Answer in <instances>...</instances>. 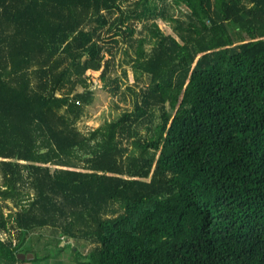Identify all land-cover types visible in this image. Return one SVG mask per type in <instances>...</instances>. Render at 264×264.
Instances as JSON below:
<instances>
[{
  "label": "trees",
  "instance_id": "16d2710c",
  "mask_svg": "<svg viewBox=\"0 0 264 264\" xmlns=\"http://www.w3.org/2000/svg\"><path fill=\"white\" fill-rule=\"evenodd\" d=\"M120 39L143 85L83 129ZM0 178V264L44 226L77 264H264V0H0Z\"/></svg>",
  "mask_w": 264,
  "mask_h": 264
},
{
  "label": "rangeland",
  "instance_id": "374dc122",
  "mask_svg": "<svg viewBox=\"0 0 264 264\" xmlns=\"http://www.w3.org/2000/svg\"><path fill=\"white\" fill-rule=\"evenodd\" d=\"M158 22L166 32H172L171 27L165 21L159 19ZM138 27L141 28L142 25L138 24ZM138 34L139 32L137 30L133 37H136ZM119 42L114 59L115 70L112 72L113 75H119L117 78L118 81L110 84V86H105L103 85V80L100 79L101 69L90 72L89 74L91 81L90 87L93 88L94 91V101L87 106L86 114L79 121V126L83 129L98 126L105 120L118 117L122 111L132 109L136 98L135 92H138L141 85H143L142 81L135 80L133 76L134 72L130 66L131 61H126V58H129V56H127L123 50L126 46L125 39H120ZM116 84H118V88L112 89ZM4 210L8 211V208L5 207ZM17 234L18 232L13 229L12 236L15 237ZM29 237L33 246L38 248L39 252L48 254L49 258L46 260L43 258L14 264H77L74 257L75 252L68 245H75L83 253L89 248V244L83 240L61 237L58 231L49 226L33 229L30 231ZM57 239H60L58 245L56 244ZM45 242L51 243L52 248L49 247V249L43 251L42 246Z\"/></svg>",
  "mask_w": 264,
  "mask_h": 264
},
{
  "label": "water",
  "instance_id": "95a60500",
  "mask_svg": "<svg viewBox=\"0 0 264 264\" xmlns=\"http://www.w3.org/2000/svg\"><path fill=\"white\" fill-rule=\"evenodd\" d=\"M19 258H24L26 257L27 259H30L32 256H33V253L32 252H28V253H23V252H20L18 254Z\"/></svg>",
  "mask_w": 264,
  "mask_h": 264
}]
</instances>
